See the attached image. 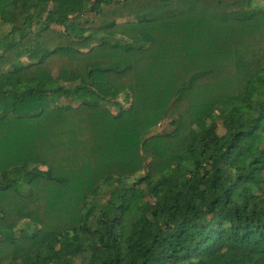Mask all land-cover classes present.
Returning <instances> with one entry per match:
<instances>
[{"label":"trees","instance_id":"trees-1","mask_svg":"<svg viewBox=\"0 0 264 264\" xmlns=\"http://www.w3.org/2000/svg\"><path fill=\"white\" fill-rule=\"evenodd\" d=\"M1 16L0 264H264V0Z\"/></svg>","mask_w":264,"mask_h":264},{"label":"rangeland","instance_id":"rangeland-1","mask_svg":"<svg viewBox=\"0 0 264 264\" xmlns=\"http://www.w3.org/2000/svg\"><path fill=\"white\" fill-rule=\"evenodd\" d=\"M6 23V20H5V17L4 16H1L0 17V27L2 26V25H4ZM49 87V86H48ZM160 131H157V132H155L154 134H156V133H159ZM264 152V151H263Z\"/></svg>","mask_w":264,"mask_h":264}]
</instances>
